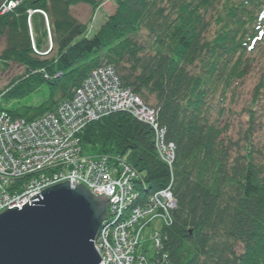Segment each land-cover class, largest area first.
Masks as SVG:
<instances>
[{
  "label": "trees",
  "instance_id": "trees-1",
  "mask_svg": "<svg viewBox=\"0 0 264 264\" xmlns=\"http://www.w3.org/2000/svg\"><path fill=\"white\" fill-rule=\"evenodd\" d=\"M111 1L115 13L88 38L70 8H97L104 0H22L0 17L6 41L0 65L25 67L28 80L50 84L62 101L94 69L113 66L126 87L158 110L175 160L168 165L153 128L127 113L89 124L81 144L85 153L124 159L142 175L141 191L172 184L177 209L162 256L171 264H264V146L254 139V125L236 139L226 120L234 116L227 101L235 102L251 76L252 102L242 113L252 123L254 112L264 111V67L256 59L264 44V0ZM30 10L49 20L50 56L43 55L44 17H32L31 27ZM58 105L0 112L31 121Z\"/></svg>",
  "mask_w": 264,
  "mask_h": 264
},
{
  "label": "built area",
  "instance_id": "built-area-1",
  "mask_svg": "<svg viewBox=\"0 0 264 264\" xmlns=\"http://www.w3.org/2000/svg\"><path fill=\"white\" fill-rule=\"evenodd\" d=\"M106 72L108 71L102 69L94 71L86 79L83 87L76 91L73 99L58 107L56 115L54 113L33 122H26L25 120H14L6 112L0 113V169L18 177H30L38 173L42 177L41 182L51 181L46 174L41 175L39 172L44 169V171H50L53 168V161H56L57 158L63 159V166L66 167L73 165L75 160L71 159L70 154L84 158V155L81 156L84 150L83 148L79 150L80 146L77 147V144H79L80 136L90 121L98 120L107 114L126 112L147 122V119L141 114L144 105L140 99L130 89L123 87L121 82L119 83L118 78H115V73H109L107 78L102 81ZM112 75L115 76L112 78ZM114 86L115 88L118 86L119 89L115 90ZM156 143L161 155L170 164V156L166 154L164 156L165 150L163 148L166 147L163 146L162 135L156 137ZM90 158L92 159V157ZM91 159H84L81 163L74 164L75 167H73L76 171L70 172L66 179L71 180L70 185L73 187L77 184L87 185L88 189L95 188L98 195L109 197L113 218L110 220V217L106 225L102 227L105 236H99L95 244L98 252L101 251L102 253L103 263L114 264V261H118L117 264H136L135 258H131L130 255L123 257L119 251L114 253L109 248L110 246L114 248L112 245L114 240L125 241V243L129 241L128 238L132 228H134L133 225L139 222L140 217L135 215L136 212L129 211L133 205V197L130 191H133V187L137 186L135 182L139 181V175L120 158L102 156L98 159ZM75 161L77 162V160ZM110 161L113 165L110 164ZM83 163L87 165H80ZM2 173L4 172H0V174ZM94 175L104 176L102 182L105 185H97L96 188V184H92L87 178V176L93 177ZM82 177H86L87 180H83ZM52 182L54 183L51 186L56 185L59 180L54 176ZM118 182L121 183L119 188L116 187ZM125 182L129 183L125 187L124 193L123 184ZM33 184L30 182L27 184L30 186L29 189L32 190L36 187ZM7 188L5 181L0 180L2 192H7ZM37 189L41 190L38 187ZM37 189L29 190V201L41 193ZM1 195L0 193V214L13 208L20 210L28 202L26 198L20 199L19 196L10 199L7 195ZM127 212L128 217L131 216L132 219L121 220L124 219L123 216ZM132 241L134 242V240ZM136 244V241L132 243L134 249ZM108 254L109 256H107Z\"/></svg>",
  "mask_w": 264,
  "mask_h": 264
},
{
  "label": "rangeland",
  "instance_id": "rangeland-1",
  "mask_svg": "<svg viewBox=\"0 0 264 264\" xmlns=\"http://www.w3.org/2000/svg\"><path fill=\"white\" fill-rule=\"evenodd\" d=\"M21 1L22 0H0V17L9 14L12 10H14L15 7L18 6V4L21 3ZM28 1H33V0H28ZM115 11H116L115 2L111 0H104V3L98 6L97 8H94L93 6L89 4H84V3H78L77 5L71 6L70 8V13L72 14V16L75 19H77L79 23L87 25V37L88 38H92L94 35H96L98 31L108 21L109 17L115 13ZM28 13H29L28 16H29V22H30L31 27H32V23H31L32 17L36 16V14H40L44 17L45 26L47 30V38L45 39V44H47V46H45V50H44L45 53L43 55L50 56L49 53L51 52L53 48V45H52L53 42L50 39L51 31H50V24H49V20L47 16L43 12H39V11L30 10ZM32 34L33 32L31 29V35ZM142 39H144V36H142ZM34 45H33V50L36 51ZM259 48H262L261 53H260L262 57L257 55L259 57V58H256L257 61L261 62L257 64H259L258 67H261V65L264 67V64H263L264 44H261ZM5 49H6L5 38L0 39V58ZM99 69L108 71L104 73L106 77H104L105 76L104 75L102 77L103 78L102 81L105 80V78H107V75H109V73H115L116 76L112 75V78L113 76H115L116 79L118 78L119 83L120 82L122 83V80L120 76L118 75L117 71L115 70L113 66H110V65L108 66L102 65L99 68L94 69L90 73V75L94 73V71H99ZM26 72L27 71L25 67L17 66L15 64L8 65V68L0 65V108L6 109V110H17L18 111L24 108H39L44 105H49L52 101V102H58L59 105L55 108V110H57L58 107H60V105L72 100L76 91L82 88L84 82L86 81L85 80L78 88H76L73 91L74 95L70 100L62 101L63 98L60 96V94H58L55 91L54 87H52L48 83H43L39 85L38 87L37 79L31 78L30 80H28V76ZM38 73L42 75L41 72H38ZM60 76L61 75H57V77H60ZM255 78L256 76L255 77L251 76L242 85H240L237 91V97L234 100L235 102H232L231 100L227 101L226 107L228 106L232 108V112L234 113V116L232 117L230 115L229 117L226 116V120L230 119V122L234 123V125L230 127V135L236 139L240 138L241 132L243 134L245 130H248L249 125H252V126L254 125L256 128L255 130L256 136L254 137V139L256 140V143L259 147V146H264V111L259 110L258 108L257 111L254 112L255 118L252 123L251 121H248V117L242 113L243 111H246L245 109L243 110V108L245 106H248L252 102V93L256 85ZM12 84H14V86L11 87ZM107 86H110V85L107 84ZM125 88H128V87H125ZM9 89L12 90V94L10 96H4V94L8 92ZM118 89L119 87L116 86L115 90H118ZM140 101L142 102V105H144L142 107L143 111L141 112V114H143V117L147 119V122L143 121L142 118L140 117H137V116L134 117L133 115L129 113L127 114L131 115L134 119L152 127L155 132V137H157L158 135L163 136V146L166 147L165 149L163 148V150H165L164 156L165 154L167 156H170V164L171 163L173 164V161L175 160V147L174 145H167L165 143V129L164 128L161 129L159 126L158 110H156L154 107L150 105L145 104L142 99H140ZM0 113H3V111H1ZM119 113H126V112H119ZM107 116H109V114L104 115L97 121H100L101 119ZM10 117L14 120H25V119H20V118H14L12 115H10ZM42 117L43 116L38 117L37 119L42 118ZM37 119L31 120V121H28V120H25V121L33 122ZM260 124H262L263 126H259ZM157 132H158V135H157ZM77 147H79V150L80 148L81 149L83 148L81 144V137H80L79 144H77ZM73 155L74 154H70L71 159L77 160V162L75 160L73 161V165H68L67 167L63 166V162H62L63 159L57 158L56 159L57 162L53 161L54 162V164L52 165L53 168L50 171H44L45 170L44 169L39 172L41 173V175L46 174L47 177L50 178L51 181L46 180L44 182H41L42 177L38 173L37 175L30 176V177H25V176L18 177V176L13 175L12 173L7 172L6 170L0 169V172H4L0 174V180L1 181L4 180L8 187L7 192L6 191L2 192L3 190L0 189L1 191L0 193L2 194L1 196L7 195L9 196L10 199H13V197L15 196H19L20 199L26 198V200H28L27 203L31 205L29 201L30 191L34 190L35 188L37 189V187L41 189V190L37 189L39 191H43L49 188L51 184L54 183L52 182L54 179V176L57 177L59 180L57 184L69 182V187L72 190H75V187L70 185L71 180L66 179L69 176L70 172L76 171V169L74 168L75 167L74 164H79L84 159L85 160L91 159L90 157H92V159H98L102 156H107L110 158L119 159V157L112 156V155H105V154L99 155L97 153L89 154L87 152L86 153L84 152L83 154H81L82 157L84 155V158H81L80 156L78 157L77 155L75 156ZM122 160L124 161V159L121 158V161ZM110 164H112L111 161H110ZM80 165L86 166L87 164L83 163ZM168 165H169V162H168ZM63 167L65 168V171ZM137 175L139 174L137 173ZM102 177L104 176H100V175L98 176L94 175L93 177L87 176L88 180H90L92 184H96L95 186L96 188H97V185L99 186V185L104 184L102 182ZM141 178H142V175H139V181L135 182L138 186L133 187V191L129 190L131 193V196L133 197V201H132L133 205L129 208V211L136 212L135 215H137V217H140L139 222L133 225L134 228H132L131 230L130 237L128 238L129 241L125 243V241L123 242L120 240L119 241L114 240L112 242V245H114V248L110 246L109 249L110 250L112 249L114 253H117L119 251L121 256L123 257H127L128 255H130L131 258H135V262H137L136 264H141V263L142 264H171L169 255L165 253V255L162 256L161 250H163L164 248L163 244L167 242V237H166L167 230L172 228L174 224L173 213L177 209V200L172 191V184L166 187L165 189L159 190L152 194L150 193V191H147L146 188L141 191V189L145 186ZM82 179L87 180L86 177H82ZM29 182L34 183L33 185H36V187L32 190L29 189L30 186L27 185ZM128 183L129 182H125L123 184L124 193L126 191L125 187L128 185ZM120 185L121 183L118 182L116 187L119 188ZM81 186L86 188L94 196L101 197L100 195L96 193L97 190L95 188L88 189L87 185H83V184H81ZM113 190H117V189H113ZM102 196H105V195H102ZM136 196H138L137 200H135ZM105 197L109 199V197L107 196ZM119 197L121 196L119 195ZM20 210H22V208ZM109 218L110 220L113 218V211L110 208V200H109V208L107 209L106 217L102 224V227L106 225ZM123 218L124 219H121V220L132 219L131 216L128 217V212L126 215L123 216ZM102 231L103 230L99 231L97 239H99V236H105L104 235L105 232L103 233ZM112 238L114 239V237ZM132 240H134V242L136 241L137 243L135 246V249H134V246L132 247V243H134ZM96 241H95V244H96ZM95 248H96V245H95ZM158 249L160 250V252L158 251ZM155 253H156V256H155ZM98 254L101 258L100 264H104L103 263L104 258L102 257L101 251L98 252ZM107 256H109V254Z\"/></svg>",
  "mask_w": 264,
  "mask_h": 264
},
{
  "label": "water",
  "instance_id": "water-1",
  "mask_svg": "<svg viewBox=\"0 0 264 264\" xmlns=\"http://www.w3.org/2000/svg\"><path fill=\"white\" fill-rule=\"evenodd\" d=\"M0 214V264H100L95 241L109 199L56 184Z\"/></svg>",
  "mask_w": 264,
  "mask_h": 264
},
{
  "label": "bare ground",
  "instance_id": "bare-ground-1",
  "mask_svg": "<svg viewBox=\"0 0 264 264\" xmlns=\"http://www.w3.org/2000/svg\"><path fill=\"white\" fill-rule=\"evenodd\" d=\"M133 93V92H132ZM134 95H135V93H133ZM136 96V95H135ZM56 112H57V110H54V111H52V112H48V113H46L45 115H43V117H46V116H51L52 114H54L55 113V115H56ZM94 122H97V120H95V121H90V123H88L86 126H88L89 124H91V123H94ZM83 133V132H82ZM81 137V136H80ZM54 186V185H53ZM50 187H52V186H50ZM75 187V189H76V186H74ZM86 189V188H85ZM87 190V189H86ZM88 191V190H87ZM95 197H98V196H95ZM99 198V197H98ZM109 208V207H108ZM100 230H103V229H100ZM96 250H97V248H96ZM98 251V250H97ZM117 262L118 261H114V264H117Z\"/></svg>",
  "mask_w": 264,
  "mask_h": 264
}]
</instances>
